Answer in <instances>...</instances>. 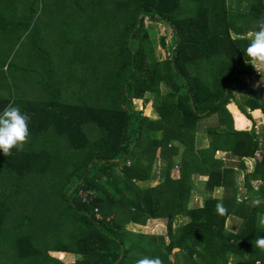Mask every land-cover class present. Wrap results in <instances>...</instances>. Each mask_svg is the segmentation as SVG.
I'll use <instances>...</instances> for the list:
<instances>
[{
  "label": "trees",
  "instance_id": "1",
  "mask_svg": "<svg viewBox=\"0 0 264 264\" xmlns=\"http://www.w3.org/2000/svg\"><path fill=\"white\" fill-rule=\"evenodd\" d=\"M91 1L88 3L95 13L104 10L109 18L121 11L128 22L125 20L122 42L113 50L116 59L105 64H111L110 68L92 69L90 59H71L83 70L82 80L72 77L71 84L81 89L88 79L85 73L94 75L90 98L81 97L83 88L78 97L70 93V97L87 99V103L56 100L60 94L56 84L48 91L49 96L41 93L42 102L18 101L22 112L30 116L34 142L53 129L76 152L69 176L75 181L66 198L74 212V245L70 249L64 244L58 251L73 253L74 264H136L143 256L159 257L162 264H264V248L257 243L264 238V153L252 172L244 174L246 195L242 201L236 188L235 169L244 168L245 160L253 158L256 136L252 131L232 128L207 129L213 136L209 146L197 151L193 147L198 121L222 111L238 88L249 96L246 103L251 110L262 108L243 84L242 78L250 72L242 54L245 39L233 37V32L246 34L244 29L250 24L264 20V0H248L245 9V0H237L233 10L228 0H186L192 8L186 14L180 13L184 0ZM77 8L86 9L80 3ZM140 14L144 16L138 22ZM160 21L170 32L154 42L161 45L164 56L154 60L153 23ZM134 100H141L142 109L150 107L157 118L135 110ZM8 104L0 102V112ZM88 123L103 130L93 141L89 130H84ZM144 128L161 131V137L145 138ZM218 150L227 153L226 162L213 158ZM157 151L167 161L164 182L156 187H138L136 182L149 180ZM12 152L9 157L3 155L2 162L14 172L17 182L28 176L27 181L39 183L38 178L46 175L49 166L54 167L56 156L50 149ZM178 155L180 176L172 179L171 170L176 166L173 156ZM122 159L123 166L119 167ZM128 161L130 165H126ZM195 174L205 177L200 192L204 198L200 206L190 208L188 201L194 191L191 176ZM253 181L261 185L252 186ZM218 189L222 197H212ZM257 199L259 205L253 203ZM5 209L0 198V227ZM230 217L242 222L235 233L226 232ZM178 218L187 221L173 228ZM163 219L168 221L165 236L128 231L122 224L138 228ZM37 224H43L46 231L62 229L57 220ZM31 235L16 241L20 255L36 252L30 245Z\"/></svg>",
  "mask_w": 264,
  "mask_h": 264
},
{
  "label": "rangeland",
  "instance_id": "2",
  "mask_svg": "<svg viewBox=\"0 0 264 264\" xmlns=\"http://www.w3.org/2000/svg\"><path fill=\"white\" fill-rule=\"evenodd\" d=\"M89 1L91 0H0V92L4 87L5 93L10 96L9 100L17 101L15 106L20 107L21 111L22 107L18 101L42 102V97L40 99L39 94L43 92L49 96L48 91L53 89L55 84L56 91L58 88L60 89V94L55 97L56 100L60 98L59 100L65 104L87 103V99L76 98V96L81 93L83 88L81 97L90 98L94 75H91V71L85 73L88 75V79L81 89L78 88V84H71L70 78L78 76V82H80L83 76L79 62L71 63V59L73 57L90 59L92 64L89 68L97 67L101 70L111 67V64L105 66L107 61L111 63L113 58L116 59L113 50L119 46L125 36V20L127 21L128 17H124V13L121 11L115 12V16L109 18L105 17L108 15L104 10L95 13L93 7L88 3ZM247 1L245 0L243 3L242 9H245ZM236 2L237 0H228L231 10L235 9ZM78 3L81 8L86 9H78ZM191 9L190 2L184 0L180 13L186 14ZM142 16L144 15L138 16V22ZM153 25L155 27L152 35L154 40L151 42L152 45L154 44V53L151 58L162 60L164 56L161 45L154 42H158L159 36H168L170 30L161 21L154 22ZM3 68L8 70L3 71ZM99 76L98 73L97 78ZM51 78L52 80H50ZM126 87L127 84L125 89ZM160 88L164 92L165 89L162 85ZM24 90H27L26 93ZM71 92H74L76 96L70 97ZM40 96L43 95L40 94ZM50 97L53 99L52 92ZM122 100L125 99L122 98ZM136 102L132 103L135 110H137ZM229 104L225 105L222 111L207 115L199 120L196 132L203 133L207 129H217L218 124H223L227 117L226 107ZM142 111L149 118H157L150 107L142 109ZM84 130H89L92 141L103 134V130L95 124H86ZM144 133L145 138L151 139H158L162 134L152 128L150 130L144 128ZM31 138L30 136L22 152L50 149L56 156L52 162L54 167L49 166L46 175L38 178L40 179L39 183L34 180H32L33 182L27 181L28 176L24 181L17 182L14 172L2 162L3 153H0V198L2 201L4 200L6 207L0 227V264H74L73 253L64 252L63 255H59L58 247L65 244L71 249L74 245L71 243L72 234L76 233L74 231V212L66 198L72 193L71 187L75 181V178H69V176L72 175V169L76 163L73 155L76 152L70 149L67 140L59 136L53 129L48 131L45 136L37 138L35 142ZM193 147L195 151L198 150L195 148V144ZM182 148L183 146L180 149ZM55 150L58 152L56 153ZM173 160L176 166L172 168L170 177L178 179L180 176L179 155L173 156ZM123 161V159L120 161L119 167L123 166ZM127 164L130 165L129 161L126 162ZM166 166L167 161H153L149 180L136 182L137 186L141 188L156 187L161 182L163 183ZM235 172L236 180L240 181L242 178L239 180L238 177H241L242 173L236 169ZM191 178L194 180V191L188 201V207L193 208L202 204L204 196L200 195V192L204 178L198 177L196 174ZM164 188L168 187L164 186ZM239 188L238 200L242 201L246 191L242 186ZM162 193L163 197L166 196V191ZM222 194V190L218 189L211 195L217 198ZM122 215L124 216V214ZM122 218L120 217V219ZM41 220L43 223L50 224L57 220L62 229L56 233L51 228L47 231L44 230L43 224L34 225ZM186 221V219L178 218L172 226L176 228ZM233 221L239 223L236 218L232 217L226 222V232L234 231L231 225ZM167 223L168 221L165 219L149 221L145 226L148 228H135L126 223L122 224L128 231H141L165 236ZM236 230L237 228H235ZM30 234H33L30 237L32 238L30 245L36 252L27 253L25 256L20 255L16 241ZM165 241L168 242L167 239Z\"/></svg>",
  "mask_w": 264,
  "mask_h": 264
},
{
  "label": "crops",
  "instance_id": "3",
  "mask_svg": "<svg viewBox=\"0 0 264 264\" xmlns=\"http://www.w3.org/2000/svg\"><path fill=\"white\" fill-rule=\"evenodd\" d=\"M256 25L257 23H253L250 24L248 26L246 31V34L243 35H237L235 32H233V37L236 38H244L245 42L243 43L242 46V54L245 60V64H247V66L249 67V74L245 75L242 79H243V84L245 86L246 91L248 92V94L252 95L253 97H255L256 100H258V103L261 105L262 108L257 109V110H251L247 103L246 100L247 98H249V96L247 97V94L245 93V90L243 91V89L238 88L232 95V98L230 100V104L228 107H226V115L227 117L225 118V120L223 121V124H218L217 128H220L222 130H226L227 128L230 129L232 128L234 131L237 132H253L254 135L256 136L257 140H261V145H262V151L264 152V70H261V73L258 72L257 70H255L249 63H248V57L246 55V47L247 44L249 43L248 40V33L251 31H255L256 30ZM5 68H3V71H7ZM22 91V89H20ZM27 90H24V92L26 93ZM41 94V93H40ZM39 97L41 99V97L43 98L44 96H40ZM246 94V95H245ZM23 95H25L23 93ZM10 96L8 93H5V89L3 87V90H1L0 92V102H7V103H12V101L9 100ZM137 101V102H136ZM133 102H136L137 104V110L141 109V100H134ZM8 104V105H9ZM139 104V105H138ZM242 110L250 116L251 120L247 119V117L243 114ZM50 131V130H49ZM158 133H162L161 131L158 130ZM161 137V136H160ZM159 137V138H160ZM41 138V137H40ZM194 144H195V148L200 150V149H204L207 148L209 146V143L211 142V139H213V136L210 137L207 133V131L200 133V132H196L195 133V137H194ZM33 140V139H32ZM57 141V140H56ZM59 143V141H57ZM56 152V150H55ZM57 153V152H56ZM213 158L222 161L223 163L226 162L228 160V155L225 151L222 150H218L214 152ZM153 161H160V160H164L160 157V155H158V151L155 153V157L152 159ZM257 159L254 158H248L245 160L244 163V168H236L237 171L241 172V177L242 178L240 181L236 180V188L238 190V194H239V190H240V186H242L243 189L244 188V174L245 173H249L252 172V170L254 169L255 166V161ZM165 161V160H164ZM153 166V163H152ZM152 170V168H151ZM198 177H202L205 180L204 176H199ZM261 185L260 181H253L252 182V186H259ZM220 190V189H219ZM246 191V189H245ZM223 195V194H222ZM222 195H219V197H222ZM246 195V194H245ZM238 197V195H237ZM245 198V196H244ZM243 198V199H244ZM203 200V199H202ZM232 217H230L227 222L231 219ZM234 218V217H233ZM237 221L239 223H235V221L231 222V225L234 228V231L232 230L230 232V230H228L229 233H235L237 232V230L240 228L241 226V220L236 218ZM233 220V219H232ZM238 224L239 227H238ZM139 227V226H137ZM148 228V227H145ZM235 228H237V230L235 231ZM144 233V232H143ZM147 235L150 236H162V235H154L151 233H146ZM166 239V238H165ZM64 252H59V255H63ZM74 256V255H73ZM60 257V256H59ZM74 261H75V256H74Z\"/></svg>",
  "mask_w": 264,
  "mask_h": 264
},
{
  "label": "clouds",
  "instance_id": "4",
  "mask_svg": "<svg viewBox=\"0 0 264 264\" xmlns=\"http://www.w3.org/2000/svg\"><path fill=\"white\" fill-rule=\"evenodd\" d=\"M248 40L245 50L248 63L261 73V70H264V20L258 21L256 30L248 33ZM29 121L30 116L13 103L0 112V153L5 157L11 156L13 149L18 152L24 150L30 137ZM253 203L259 205L261 201L257 199ZM257 243L264 247V238L258 239ZM136 264H162V262L159 257L143 256L136 261Z\"/></svg>",
  "mask_w": 264,
  "mask_h": 264
},
{
  "label": "built area",
  "instance_id": "5",
  "mask_svg": "<svg viewBox=\"0 0 264 264\" xmlns=\"http://www.w3.org/2000/svg\"><path fill=\"white\" fill-rule=\"evenodd\" d=\"M263 153L264 152L262 151L261 140H257V149L255 150V152L253 154V158L254 159H259V158H261ZM94 211L96 213V217L99 218L96 208H94ZM256 264H259V263H256Z\"/></svg>",
  "mask_w": 264,
  "mask_h": 264
}]
</instances>
